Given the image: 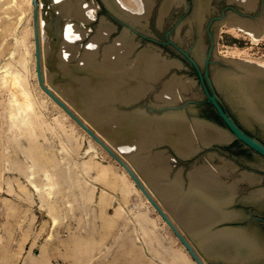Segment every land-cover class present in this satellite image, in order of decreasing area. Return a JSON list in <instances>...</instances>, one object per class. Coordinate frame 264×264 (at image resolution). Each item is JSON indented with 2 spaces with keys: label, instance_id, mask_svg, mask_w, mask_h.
<instances>
[{
  "label": "rangeland",
  "instance_id": "obj_1",
  "mask_svg": "<svg viewBox=\"0 0 264 264\" xmlns=\"http://www.w3.org/2000/svg\"><path fill=\"white\" fill-rule=\"evenodd\" d=\"M224 1L226 0H219V3H224ZM10 2V5H13L12 7H10L11 11L7 15L4 14V17L5 19H9L8 21L11 27H9L10 30L6 32V36L0 37V250H6V254L4 250L0 252V254L2 255L0 264H43L44 262H46L45 258L47 256L49 258L47 257L48 262L46 264H68V261H66V259L69 256V252H73L75 250L76 255L74 257H77V251L80 250V248H77L75 246L76 243H80L81 245H83V243H90L88 241H91V238H93L92 241L95 239L96 240L93 241V243L91 241L92 245L91 243L89 244L90 248H92L93 244L95 243L94 247H96V249L93 247L90 250L88 249V244H84L82 248L85 250H80V252L83 253L79 252V258L77 257L78 259L76 260V258L73 257L75 259V262L81 259L85 260L83 257L84 254L86 255V258L90 253L91 255L89 257L91 258V260L89 259V257L86 258V261L88 260L90 264H97L98 262L99 264H103L108 261H112L113 263H115L116 261H113V259H116L119 264L123 260V264H130L131 262H136L135 264H139L137 263L139 262V259L140 263L142 262V259L144 260V262H142L141 264L145 263V261V264H165L166 262L167 264H178L182 263L183 261L184 264L185 262L186 264H194L188 252L179 243V241L173 235V233L166 225L164 220L159 216V214L155 210H152L153 207L141 194L135 184H132L131 179L128 177L127 173H125L123 168L119 166V164H117L89 135H87L83 129H81L69 116H67V114H65L58 106H56V104H54V102L42 90H40L35 71L33 6L31 4V0H27L28 3H26L22 7L14 6V4H18V0H14L15 3L12 0ZM68 3H73L72 5H74L73 0H67V4ZM56 5L58 6L57 2ZM56 5L54 0H40V6H38L39 35L41 40V48L44 55L43 73L46 78L45 84L48 82L54 89H57L61 95L59 97L63 96L66 103L69 104L73 108V110L77 112L78 115H81V117H83L87 121H85V123L90 125L99 137L102 136L103 139L105 138L104 140L107 141V143H109L111 146L113 145L112 147L114 149L116 148L115 151L121 157H123L127 161L129 159V161L132 162V153L128 151L126 153V151L121 150L120 144L116 145L115 140L109 141V139H106L109 137L104 136L105 134L103 133L104 131L102 127L105 118L103 117V119L99 120V122L90 120L84 110L77 107V105H75L70 99L69 94L66 93L67 89H65L64 91L63 89L58 87V85H61L62 83L68 84L75 82L74 77H70V74L62 73L61 67H63V65L67 63L72 67V65H74L73 61L74 63H76L77 58H74L76 61L72 58L67 60L61 59L59 61L55 56V50H57L58 45H62L63 41H65L64 29L70 22H67V18H62L60 13L57 12ZM89 7H92L90 8L92 10L91 15H95L93 16V19H90L89 21H86V19H74L70 23L71 25L76 24V27L78 28L76 29L75 34L81 35L80 39L74 42V45L78 50V53L76 55L78 59L81 57L86 45L89 43L87 42V40L90 41L93 38L98 25L101 24V22L105 21L102 17L103 15L100 14L102 6H93L91 4V6ZM213 7L218 8L219 6ZM209 13H207V15H209ZM86 15V17H88V13H86ZM192 21L195 22L193 18ZM87 23L89 24L87 25ZM104 23H107L111 28L113 27L110 21H105ZM29 28L31 30H29ZM89 31L90 33H88ZM86 34L88 35L87 37ZM109 35L110 40L108 39V41H111L113 40L112 38L120 36V33L114 34L109 32ZM111 35L113 37H111ZM203 42L204 41L202 40L200 41V43H198V41H194V45H196L195 47L197 51L199 44H202L200 45L202 46L201 50H199L197 53L198 58L201 59L204 56V54H202V51L204 50V45H206V40L204 43ZM214 46L216 54L219 56L225 58L228 57L248 60L258 65L264 66V33L263 35H261V37H259L258 40L254 41L246 32L235 28H229L223 24L218 26L216 29ZM5 66L7 68H5ZM1 69L3 71L6 69L7 76L4 74L6 71L3 72L1 71ZM214 72L215 69L213 68V77L215 76ZM8 73L10 74L11 79ZM17 73H20L21 75H19L18 78L16 77V75H14ZM3 77H6L4 78L6 79L5 83L8 81L9 82L4 84ZM13 77L15 78V80L13 79ZM18 79L21 80V82ZM17 81L19 83H17ZM22 82H24L26 87L22 86L24 85L22 84ZM190 87L192 88V86ZM23 89L25 91H23ZM224 92L225 91L223 90L222 93H220L223 95V99L227 103L228 107L230 108L231 112L234 114L238 122L245 126L247 130L257 133L262 141H264V127L247 118L245 120L240 110H238L237 106L235 107L234 103L228 98V96H226ZM42 93L45 94V96L42 95ZM190 93L191 92L189 91L188 94ZM193 94H198L199 96V92H197L196 89H193ZM146 97H142V99L140 100L147 105L148 102L145 101L149 100V95H146ZM15 102L16 105L17 102H21L20 104L23 110L20 107H17L20 104L16 106ZM23 102L26 103V106L27 104H29L28 110H26L27 107ZM152 106L158 108L157 105ZM15 107H17V110ZM198 108L196 107L195 111L193 112H195L196 114L201 113L207 116L210 115L208 111L202 109L200 110ZM18 110L21 114L20 117L18 116ZM123 110L129 109L125 106ZM26 111L27 113L29 111L30 115L27 114ZM12 113L15 115L14 119L13 115L11 117ZM105 122H107V120H105ZM214 123L218 125L217 122ZM14 127L17 128H15V131ZM31 146H33L34 149ZM30 147L33 150H35L36 147V151H38L35 152L30 149ZM233 150L234 151L231 152V155L236 159L238 163L249 164L257 169H264V159L258 156H250L242 152L238 147H234ZM155 151H160L157 149V146H155ZM39 152L41 153V155L39 154ZM31 153H34L33 155L37 156L34 157ZM212 158H214V160L211 159V161L213 160L211 164L218 163V160L220 162L222 161L228 164L232 163L229 159L223 158L221 156L217 157L214 155V157ZM204 159L208 160L206 159V156L204 157ZM89 161L95 162H93L94 164H92L91 162L89 164ZM175 161L176 160L173 161L170 159L171 166L173 165V168L171 170L172 172H175L178 169V167H175ZM229 165L233 166V169L235 171L234 174L236 173L237 175L241 176L240 174H238L239 172L237 171V169H235L237 168L236 163H232ZM106 167L110 168V170L113 168V170H111L110 172L112 174L109 173L110 170L108 171ZM136 167L134 168L137 170V172L141 171H138L139 168L137 167V169ZM104 170L106 173L104 172ZM186 171H183L182 174H185ZM116 173L117 175L116 177H114L115 175L113 176V174ZM107 175L109 176L107 177ZM121 175L124 177L122 182H120L122 179ZM124 175H126V177ZM125 178L127 179L124 185L123 182ZM109 179L112 182L109 183L107 181L108 186H105L106 184H103L105 183L104 181ZM114 182H116L118 187L122 186L121 188L124 187V189H120L119 187L118 191H115L118 187L116 188V186H113L116 185L113 184ZM117 182L119 184L122 183V185H119ZM126 183L128 185L130 184L129 188H127ZM127 189H129V194L127 192ZM134 190H136V192ZM122 191L124 193H122ZM125 195H128L126 199L122 197ZM103 198L106 201H104ZM159 201L161 203H159V205H161V208L165 210L163 202L161 200ZM115 210L117 212H115ZM142 212H145L143 214L146 217H141L145 218L146 221L148 219V223H143L142 221H145V219L142 220V218H138L139 216H135L136 214L139 215V213L140 215H143ZM115 213H118V216ZM109 217H111L110 219L112 221H110V223H108L107 221L110 219L102 220ZM172 217L177 223H183L181 220L182 217H180L179 215L172 214ZM115 218L117 221L113 220ZM151 222H153L155 226L152 225ZM101 224H105L106 226L108 225V230L106 229V231L104 228L106 226L103 225V227ZM109 224L113 226V229L111 228L112 226H109ZM144 224H147L148 226ZM100 226L104 228L105 232H112L109 234L107 233V236L106 233H104V236L103 233H101L104 231L102 228H100ZM110 228L111 230H109ZM145 228L148 230L147 232ZM150 228H152V230H155V228H157L156 231H158L154 232L158 233L156 235L160 237L158 238L157 236H155L153 231L150 232ZM144 232H146L147 234H145ZM124 233L128 234L129 237L132 238L131 240H133L134 242L132 241L131 243L130 239V241L127 240V236H125L126 240L124 236L120 237V235H126ZM90 234L92 236L91 238L89 236ZM73 235H75L74 239L71 238V236L73 237ZM85 235L87 236V238ZM109 235L110 237H108ZM118 235L120 238L118 237ZM98 236L101 238L98 239ZM116 236L118 237V242L116 244L121 243L124 244V246H127H123L125 248V251L121 246H119L120 244H118L117 246L114 244L116 241H113L115 240ZM151 236L153 238L152 240L150 239ZM75 237H77V240L79 241L82 240V242L75 241ZM84 237L87 240H85L86 242L83 240ZM102 237L105 238L102 239ZM106 237L108 238L107 240ZM154 237L159 240L161 239L160 242L157 239L156 241ZM70 238L76 243L74 244V242H72ZM97 239L100 241L102 239L104 241L101 244L100 242H97ZM66 240L70 242H67ZM119 240L126 241V243L130 242L128 244L130 247V244H133V250L131 249L132 247H129V249L126 243L119 242ZM62 242L66 244L69 243L70 246L71 244L74 245H72L70 248L69 245L63 246L65 244L62 245ZM96 243H99V245H101L98 246L97 244L96 246ZM178 243L181 245V247ZM80 244L77 245L79 246ZM155 244L157 245L158 249H156L157 247ZM196 244L197 246H199L197 242ZM86 245L87 247L85 248ZM145 245L146 247H150L152 245L154 246L152 248H149L151 250H147ZM169 246L172 247V249ZM115 247H121V249L123 250H119L120 252H118ZM67 248L71 250L68 249L64 251V249ZM126 248H128L129 252H126ZM137 248L143 250L141 251V253L143 252V256L141 255L142 258L139 255L141 254L140 250L138 251L139 254H137V251H135L136 253L134 254L133 251ZM180 248H183V253L181 252ZM87 249L88 254L85 253ZM92 250L94 253L92 252ZM152 250H157V252H154V254L152 252V255L150 254ZM164 250L166 253L164 252ZM168 250L169 252L167 253ZM171 250L174 251L172 252L173 254L170 252ZM114 251H117L116 253H114L116 255L113 254ZM159 251L161 252L159 253ZM59 252H63L62 254L65 255V257L67 256L66 259H63L64 256L58 254ZM72 252H70V254ZM131 252H133V254ZM162 252L166 257L160 256ZM2 253H4L5 255H3ZM120 253L123 255L127 253L126 255L128 256V259H124V256L121 257ZM155 253H157V255ZM72 254L74 255V252ZM72 254L71 256H73ZM80 254H83L82 258ZM136 254L137 256L139 255V257L135 261V258H137ZM59 255L61 256L59 257ZM113 255L115 257H113L111 260L110 258ZM130 255H132L134 261H130V259H132ZM133 255H135V258ZM172 255H175V260L173 259L174 257ZM207 255L209 257H212L209 254ZM5 256H8L10 259L8 257L5 258ZM71 256L68 257L69 264H82L74 263V259L70 258ZM3 257L5 258V260L7 259V261L10 260V262L2 261L4 260ZM164 257L166 260H168L166 261ZM41 258L45 260L43 261ZM117 258H121L123 260L120 259L121 262H119L120 260L118 261ZM144 258L147 260L150 259L152 262L150 260L148 262ZM40 259L41 262H39ZM186 259H188L189 262L186 261ZM160 260L162 261L160 262ZM86 261L79 262L88 264V261L87 263ZM109 262L106 264H109Z\"/></svg>",
  "mask_w": 264,
  "mask_h": 264
},
{
  "label": "bare ground",
  "instance_id": "obj_2",
  "mask_svg": "<svg viewBox=\"0 0 264 264\" xmlns=\"http://www.w3.org/2000/svg\"><path fill=\"white\" fill-rule=\"evenodd\" d=\"M10 1L11 0H0V37L6 36L5 35L6 32H8V30H10L9 27H11V25L8 21L9 19H5V17H4L5 15L10 13V11H11L10 7L13 6V5H10L11 4ZM12 1L14 2V0H12ZM68 1H70V0H68ZM103 1L108 5L109 9L113 10V13L117 14L119 17L126 20L131 25H134L137 28H140L141 30L146 29V27H147L146 21L149 20L147 18H148L149 12H151L150 9L152 7L154 8V6L150 5L152 0H103ZM175 1H177V0H164L165 4L163 2H161L163 5L161 4L159 6V22L162 20L163 16H165V15L167 16V14H169L170 10H172L174 7L177 8V6H173L174 3L176 4ZM211 1L216 2L214 0H211ZM211 1H209V0H198V6H195L196 8L194 10L193 20L198 24V26H199L198 28L201 29V32L203 31V24H204L205 20L207 19V16H209V15H207V13H209V11L211 10V7L209 6L210 5L209 2H211ZM234 1H237L239 4H241V6H243L246 9H252L255 6V3L253 0H234ZM54 2H55V5L57 2V4H58V6L56 5L57 6V12L60 13L62 18L65 17V18H67V22L70 21L68 24L66 23L67 26L64 29L65 30L64 31L65 32V36H64L65 39L64 40L65 41H63L62 45H60V46L58 45L57 50H55V56L57 57V59L59 61L61 59L67 60L70 58H72V59L77 58V61L74 59L76 61V63H74V61H73L74 65H72V67L69 66L68 63L64 64L63 67H61L62 73L70 74V77H72V78L74 77V80L76 83L75 82L68 83V84L62 83L61 85H58V87L63 89L64 91H65V89H67L66 93L69 94L70 99L73 101V103L75 105H77V107L84 110V112L87 114V117L90 120L95 121V122H99V120L103 119V117L105 118V120H107V122H105V120L103 121L104 124L102 127L103 131H104L103 133L105 134L104 136L109 137L106 139L107 140L109 139V141L115 140L116 145L117 144L121 145V150L126 151V153L128 151V152L133 154V157L131 158V160L133 159L131 162L132 166L133 167L137 166L139 168L138 169L136 167L138 169V171L141 170L137 173L143 179L146 186L149 187L151 192L159 200H161L163 202L164 209L170 215L176 214V215H179L180 217H182L181 220L183 223L181 224L178 222L177 224L183 229V231L188 232L187 234H189V236L198 243V245H199L198 248L200 247L203 251H205L206 255L209 254L210 256H212L210 258H220V259H223L226 261L234 262L235 264L236 263L245 264V263H248V262L255 260V259L258 260L261 250H259L258 246L254 242L255 240L254 241L251 240L247 236V234L242 232V229H239L241 231H238V230H235V229L233 230L230 228H219V227L213 228V226H215L216 223H219V222L224 221V220L230 221V219L237 216L236 213H233V212L227 210L228 205L231 202H233L235 195L242 188L239 186L247 185V187L248 186L252 187L257 182L256 179H253L254 177H251L249 174H247V173L245 174L242 171H241V173H242L241 176L237 175L236 173L234 174L235 171L233 169V166L229 165L232 163L228 164L226 162H222V161L220 162L218 160V163L211 164V162L214 160V158H212V157H214V154H212V153H210L206 156V159H208V160H201L199 163L191 164V166L188 168V170L185 172V174H182L183 171L180 168H178L177 171L172 172L171 170L173 168L172 167L173 165L171 166V163H170L171 158L168 155H166L165 153H163L162 151H158L159 153L155 151V146H158L159 144H166V145H169L170 147H172V149L179 156L188 157V156L193 155L194 152L198 149V147L200 148L201 146H205V145H208V144L213 143V142H222V141H226L228 139L225 132H223L221 130H217V129L213 128L212 126L205 124L204 122L197 121L196 119L189 120L185 116V114H184L185 112L183 113L181 111L174 109L173 106H175V104H177L178 102L182 101L181 98L190 99V98H194V97L196 98L198 96V94L197 95L193 94V89H192L193 87L191 88L190 87L191 85L188 84V82L183 81V80L180 81L179 78H177L173 75H170L169 77H165L166 74L168 73L169 69L172 66L171 62L174 63V61L168 62L169 60L168 61L163 60V59L160 60L161 58L160 59L158 58V55H157L158 53L155 54V51L153 52L154 48L152 49V46H151L152 50L149 48L147 50H143L140 52L139 51L134 52L135 51L134 49H136V48H135V43H134L133 39L134 40H136V39L135 38L132 39V37L130 36L131 34L128 35L127 33H123L119 37H116V38L114 37L115 39L112 38L113 40L108 41L109 36H110L109 32L111 31V27L107 23H104L105 21L101 22V24L98 23L99 25L97 24L98 27H97V30L95 31L96 33L94 34L93 38L90 41L87 40V42H89V43L86 45L84 51L82 50L83 53H82L81 57L78 59V57H76L78 50H77V47L74 45V42L76 40L80 39L81 35L75 34L76 29L78 27H76V24L71 25L70 23L74 19H83V20L86 19V21L93 19V16H95V15H93V16L91 15L92 10L90 8H92V7L75 6V4L72 5L73 3L67 4V0H54ZM74 2H75V0H74ZM180 2L182 3V1H180ZM26 3H28L27 0H18V4L17 5L14 4V6L22 7ZM81 4H84V2ZM152 4H154V2ZM76 5H78V4H76ZM38 6H40V0L38 1ZM45 6H48V5H45ZM79 7H81V8H79ZM212 8H213V6H212ZM86 13H88V17H86L87 16ZM44 17H45V15H44ZM8 18H9V16H8ZM162 21H161V23H162ZM89 23H87V25ZM165 23H167V22L165 21ZM81 24H82V22H81ZM189 24H190V22H188V25ZM259 24L260 23H257L256 25L249 26V28L245 29L246 33L254 41L258 40L259 37H261V35H263V33H264V30L263 31L260 30ZM156 25H157V23H156ZM234 26H236L238 28H242L239 24L234 25ZM235 29H237V28H235ZM29 30H31V29L29 28ZM43 32H44V30H43ZM177 32H179V31L177 30ZM88 33H90V31ZM176 35L179 37L178 34H176ZM87 36L88 35L86 34V37ZM111 37H113V36L111 35ZM200 45H202V44H199L198 51L201 50L202 46H200ZM160 55H162V54H160ZM260 66L264 67L263 65H260ZM5 68H7V67L5 66ZM1 71H3V70L1 69ZM5 71H6V69L3 72H5ZM9 72H10V70H9ZM4 74L7 76V71ZM34 74H35V72H34ZM14 75H16V77L18 78L20 73H17ZM9 77L11 79L10 74H9ZM4 78H6V77H3L4 84L8 83L9 79L7 80L8 82L5 83L6 79H4ZM13 79L15 80L14 77H13ZM19 79H21V78H19ZM215 79H216L215 81H216L217 85L225 91L224 93L226 94V96H228V98L231 99V101L234 103L235 107L237 106L238 110H240V112H241L242 116L245 118V120H246V118L247 119H249V118L254 119V120L262 123L264 126V108L262 107L264 102L262 101V99L260 97H258L259 94H258V91L255 90V88H254V90L253 89L248 90V88L246 87V80L244 83H242L241 78L235 74L220 73V74L216 75ZM22 80H23V78H22ZM45 80H46V78H45ZM19 81L21 82V80H19ZM189 82H191V80ZM17 83H19V82L17 81ZM22 84H24V82H22ZM22 86L26 87L25 84ZM23 91H25V90L23 89ZM189 91L191 92L190 94H188ZM250 94H252V96ZM42 95L45 96V94H43V93H42ZM146 95L147 96L149 95V97H148L149 100L146 101V102H148L147 105H149V106L157 105L158 109H162V111L160 113L152 112V114L150 113V115H149L148 113L141 112L140 109L123 110V108L125 106H127L131 103L139 102V100L142 99V97L143 98L146 97ZM26 102H28V101H26ZM20 103L17 102V105H19ZM13 104H14V102H13ZM24 104L26 106V103H24ZM54 104H53V106H54ZM15 105H16V102H15ZM28 105L29 104H27V106H26L27 107L26 110H28V108H29ZM12 106H14V105H12ZM17 107L21 108V104ZM17 107H15L16 110H17ZM12 111H14V110H12ZM20 111H19V115H18L19 117L21 115ZM13 113H15V112H13ZM13 113L11 114V117L13 115V119H14L15 115ZM26 113H27V111H26ZM30 113H32V112H30ZM27 114H29V111ZM63 116H64V114H63ZM16 117H17V115H16ZM21 117H23V116H21ZM25 122H27V121H25ZM15 128L16 127H14V131H15ZM31 147L34 149L33 146H31ZM31 147H30V149H32ZM33 151L37 152L38 150L36 151V147H35V150H33ZM126 153H125V155H126ZM39 154L41 155L40 152H39ZM36 156H34V157H36ZM123 156H124V154H123ZM211 159H213V160L211 161ZM90 162L91 161H89L88 163L90 164ZM93 162H95V161H93ZM93 162H91V163L94 164ZM92 164H91V166H92ZM106 168L108 171L110 170V168H108V167H106ZM235 169H237V168H235ZM111 170H113V168ZM111 170L109 171V173L111 172ZM104 172H105V170H104ZM109 173H107V174H109ZM110 174H112V173H110ZM116 175H117V173L113 174L114 177H116ZM108 176L109 175H107V177ZM124 176L126 177V175H124ZM121 177H122V179L120 178L121 179L120 182H122V180L124 179V177L122 175H121ZM127 178H125V180L123 182L124 185H125ZM97 180H99V179H97ZM107 181L109 183L112 182L109 179V180L104 181L105 183H103V182L102 183L106 184L105 186H108ZM128 182H129V180H128ZM113 184H116V182H114ZM132 184H133V182H132ZM119 185H122V183H120ZM129 185L127 184V188H129ZM113 186L114 187L116 186V188L118 187L117 184L113 185ZM119 187L117 188V190H115L116 188L114 190L118 191ZM121 187H120V189H124V187L123 188H121ZM110 188H111V186H110ZM128 190L129 189H127V192L129 194ZM125 191H126V189H125ZM134 191L136 192V190H134ZM250 191H251L250 195H252V196H250V198L252 200H253V198L258 199L260 197H264V189H262V188H261V190H258V191H253V192H252V190H250ZM127 192H126V194H127ZM122 193H124V192L122 191ZM125 196H122V197H124V199H126L128 195H125ZM103 200H104V198H103ZM248 200L249 199H247V201ZM104 201H106V200H104ZM234 202H233V204H234ZM152 210H154V209H152ZM175 210H177V211H175ZM115 212H117V211L115 210ZM143 213H145V212H142V214ZM116 215L118 216V213ZM135 216H139L138 218H142V220L145 219V218L141 217V216H145L144 214L140 215V213H139V215L136 214ZM106 217H108V216H106ZM110 218L111 217L105 218L102 220H107ZM113 220H116V218ZM139 220H141V219H139ZM107 221H108V223H110L111 219L107 220ZM147 221H148V219H147ZM147 221L145 219V221H142V222L148 223ZM149 222H150V220H149ZM103 223H104V221H103ZM151 223H152V225H154L153 222H151ZM151 223H150V225H151ZM105 224H103V225L106 226ZM144 225H147V224H144ZM102 226H100V228H102ZM109 226H112V225L109 224ZM106 227H104L105 230L106 229L108 230V225ZM104 228H102L103 231H104ZM111 228L113 229V226ZM111 228L109 230H111ZM102 229H100V230H102ZM150 229H151L150 232H152V231L154 232V231H156L157 228H155V230L154 229L152 230V228H150ZM236 229H238V228H236ZM145 230H146V232L148 231L146 228H145ZM111 232L112 231H109V233H111ZM146 232H144V233L147 234ZM156 232H154V234H155V236H157L159 238L160 236L156 235V234H158ZM101 233H103V235H104V233H106V236H107L108 232L104 231ZM124 234H126V233H124ZM150 234H148V235H150ZM92 235H93V233H92ZM74 236L75 235H73V237L71 236V238L74 239ZM78 236H81V235H78ZM89 236H90V238L92 237L91 234ZM99 236L97 237L98 239L101 238ZM122 236H124L125 240H126L125 236L128 237L127 240L132 239L129 237L128 234L120 235V237H122ZM152 236H151V238L150 237H148V238H150L152 240L153 239ZM108 237H110V235ZM118 237H119V235H118ZM118 237L117 236H116V238L114 237L115 240L113 242L116 241L114 244L116 246L118 244H120L119 246H121L125 251L124 247H127V246H124V244H121V243L116 244L118 242V239H117ZM251 237H253V236H251ZM71 238H70V240H71ZM75 238H76L75 241L78 242L79 240H77V237H75ZM84 238H83V240L85 241L87 236L85 239ZM104 238L105 237H102V239H104ZM92 239L93 238H91L90 240L92 241ZM102 239H101V241L98 240L97 242H100L102 244L104 241ZM107 239L108 238L106 237V240ZM154 239L156 240L157 238L154 237ZM68 240H69V238H68ZM68 240H66V241L70 242ZM80 240H81V238H80ZM95 240H93V241H95ZM121 240H122V238H121ZM121 240H119V242L126 243V241H121ZM157 240H159V239H157ZM160 240H159V242H160ZM71 241L74 242L73 240H71ZM91 241H88V242L91 243ZM93 241H92V243H93ZM132 241L133 240H131L130 242L132 243ZM147 241H146V243H147ZM79 242H82V240ZM130 242H128L126 244L128 245ZM75 243L76 242H74V244ZM90 243H83V245L88 244V246H89L88 249L91 250L94 247L95 243L93 244V247L91 246L92 248H90V245H89ZM92 243H91V245H92ZM63 244H65V245H63ZM74 244H71V246ZM77 244H80V243H76L75 246L77 248H80L81 251L85 250L82 248L83 245L80 244L81 245V247H80V245L78 246ZM97 244H98V246L101 245V244L99 245V243H96V246H97ZM157 244H160V243H157ZM168 244H171V243H168ZM62 245L63 246H66V245L70 246L69 243L66 244L63 242H62ZM130 245L132 248L129 245H128V248L130 247L133 250V246H132L133 244H130ZM146 245H145V247H146ZM164 245H166V244H164ZM71 246H70V248H71ZM153 246L154 245H152L150 247L152 248ZM86 247H87V245L85 246V248ZM121 247L120 248L115 247V249H117V251L120 252L119 250H123V249H121ZM150 247H146V249L151 250V249H149ZM156 247H157V245H156ZM180 247H181V245H180ZM62 248H64V247H62ZM94 248L96 249V247H94ZM112 248H113V246H112ZM128 248H126L127 249L126 252H129ZM138 248L134 249V251H133L134 254L136 253L135 251L138 252L140 250ZM170 248L172 249V247H170ZM68 249L69 248L64 249V251L68 250ZM88 249H87V251H85V253H87V254H88ZM154 249H155V247H154ZM156 249H158V247ZM177 249H179V248H177ZM182 249L180 248L181 252H182ZM3 250L6 254V250L5 249H3ZM69 250H71V249H69ZM80 250L77 251L78 252L77 253L78 258H79L78 254H79ZM90 250H89V252H90ZM93 250H92V252H93ZM180 250H176V251H180ZM2 251L0 250V252H2ZM58 251H60V250H58ZM117 251H114L113 254L116 253ZM141 251H143V250H140V253H141ZM70 252H72V251H70ZM70 252L68 254L69 256H71V254L74 252V255L72 254L73 256L70 257V258H73L76 255V253H75L76 251L74 250L71 254H70ZM133 252H131V253L133 254ZM152 252L154 254V252H157V250L156 251L152 250L150 254H152ZM160 252L161 251H159V253ZM164 252H165V250H164ZM168 252H169V250L167 251V253ZM170 252L172 253L174 251L171 250ZM62 253L59 252L58 254L63 255ZM80 253H83V252H80ZM159 253H158V255H159ZM2 254L5 255L4 253H2ZM65 254H67V253H65ZM137 254H139V252ZM137 254H136V256H137ZM142 254H143V252L139 255L141 256ZM155 254L157 255V253H155ZM161 254H163V255H161ZM161 254H160V256H165V254L163 252ZM7 255H8V252H7ZM61 255H59V257ZM80 255L82 258L83 254H80ZM88 255L90 256L91 254L89 253ZM114 255H116V254H114ZM114 255L110 258L111 260L113 257H115ZM125 255L121 254L120 256L121 257L124 256V259H128V256L126 255L127 256L126 257ZM139 255L137 256V258H135V255H133L135 258V261L138 259ZM182 255H184V254H182ZM45 256H46V254H45ZM63 256H64L63 259H66L67 256L66 257H65V255H63ZM85 256L86 255L84 254L83 257L85 260L81 259V260H78L77 262H75L74 258H76V260L78 258L74 257L73 258L74 263L84 264L83 262H79V261H86V258H88L89 256H87L86 258H85ZM130 256L132 258V255H130ZM142 256H141V258H142ZM172 256L174 257L175 255H172ZM7 257L8 256H5V258H7ZM47 257L45 258L46 262H44L43 264H46L48 262ZM68 257H67L68 260L66 259V261H68V264H69V258ZM165 257H164V259H165ZM1 258H2V255L0 254V260H1ZM5 258L2 261L6 262L7 259L5 260ZM158 258H160V257H158ZM176 258H178V257H176ZM179 258H180V256H179ZM41 259L39 262H41ZM73 259H71V260H73ZM89 259L91 260L90 257H89ZM117 259L119 261L121 258H117ZM173 259L175 260V257ZM188 259H186V261H188ZM121 260H123V259H121ZM121 260L119 262H121ZM131 260L134 261L133 258L130 259V261ZM145 260H147V259H145ZM149 260H147V261L149 262ZM169 260H170V258H169ZM8 261L10 262V260H8ZM66 261H64V262H66ZM87 261H86V263H87ZM113 261L117 262L116 259L115 260L113 259ZM123 261L121 262L122 264H123ZM141 261L144 262L143 259ZM161 261L162 260H160V262ZM182 261H183V259H182ZM108 262H105L103 264H106ZM111 262H109V264ZM178 262H176V263H178ZM36 263H37V260H36ZM70 263H71V261H70ZM115 263L112 262L111 264H115ZM135 263L131 262L130 264H135ZM137 263L141 264L140 259H139V262H137ZM145 263H146V261H145ZM145 263H143V264H145ZM163 263H164V261H163ZM182 263H178V264H182ZM88 264H90L89 261H88ZM97 264H99V262ZM116 264H119V263L117 262ZM165 264H167V262ZM185 264H186V262H185Z\"/></svg>",
  "mask_w": 264,
  "mask_h": 264
},
{
  "label": "water",
  "instance_id": "obj_3",
  "mask_svg": "<svg viewBox=\"0 0 264 264\" xmlns=\"http://www.w3.org/2000/svg\"><path fill=\"white\" fill-rule=\"evenodd\" d=\"M255 6L252 9H246L237 1L234 0H226L224 1L223 6H219L218 8H212L209 16L205 20L203 24V30L208 32V29L212 26L215 32L218 26L225 25L229 28H237L239 30H243L244 32L246 28L249 26H254L257 23L259 24L260 30H264V0H254ZM31 4L33 6V34H34V53H35V71L36 78L40 89L65 113L69 116L81 129L85 131L87 135H89L119 166L123 168V170L127 173L131 181L135 184L141 194L145 197V199L149 202V204L153 207V209L159 214V216L164 220L166 225L169 227L173 235L179 241V243L183 246V248L188 252L189 256L193 260L195 264H234V262L226 261L220 258H210L206 255L205 251L198 248L196 242L187 234L186 231L177 224L172 215H170L167 211L161 208L159 205V199L151 192L149 187L146 186L143 179L137 173L135 168L132 166V163L125 160L121 157L113 147L107 143L102 137H99L95 130L91 128L90 125L85 123V119L78 115L73 108L66 103L65 99L61 96L57 89H54L48 82L45 84V76L43 73V50L41 48V40L39 35V8H38V0H31ZM116 16L119 19H122L117 14ZM124 21V19H122ZM126 24L123 27L121 34L128 33L129 30L132 29V26L126 20L124 21ZM239 24L242 28H238L234 25ZM233 26V27H232ZM146 32L140 34V40L137 43V46L142 45L141 39L147 38ZM132 35V34H131ZM119 37V36H118ZM215 40L211 38L209 42V46H204V59L200 64L204 68V77L206 84L210 90L208 91L206 84L202 78V73L198 68L197 63H195L186 53H183L185 58L192 64V66L196 69L197 74L200 79L201 88H199V96L197 98L191 99L193 101L199 99H207L208 102L213 106L216 111V114L219 116L224 126L217 125L215 123L209 122L204 119L194 118L197 121L204 122L212 126L217 130H221L226 133L228 139L222 142H213L205 146H201L200 148L194 152L193 155L188 157L179 156L169 145L160 144L157 146V149L168 155L173 161L177 159L178 162L175 165H179L178 168L185 170L184 163L190 160H193L189 164L199 163L201 160H205L204 157L210 153L216 154L219 152V147L228 146L233 140H238L241 142L246 148L252 150L258 156L264 159V144L258 141L257 139L247 135L236 123L235 121L224 111L223 107L220 105L219 98L217 97L215 90L218 92L223 91L222 88L216 83V75L220 73H228L235 74L241 78L242 83L246 80V87L248 90H257L258 97L262 99L264 102V67L253 63L248 60L236 59V58H228L222 57L216 54L215 51ZM151 48L149 43H145V45L139 50H147ZM181 51V50H180ZM213 60H210V58ZM209 65L215 69V76L212 78V81L208 77ZM213 70V69H212ZM252 96V94H250ZM257 97V98H258ZM63 98V99H62ZM253 98V97H252ZM256 98V99H257ZM230 99V98H229ZM188 101L185 105L180 106L178 103L175 104L174 109L181 111L184 113V108H188L191 112L194 111L193 107L190 104L193 101ZM231 100V99H230ZM264 108V104L262 106ZM129 110H137L140 109L141 112L151 113L156 112L160 113L162 109H158L156 107L148 106L143 102L139 101L136 103H131L126 106ZM250 119V118H249ZM253 122L263 126L262 123L250 119ZM87 122V121H86ZM264 127V126H263ZM189 168V167H188ZM258 183L261 182L262 177L258 178ZM257 184V183H256ZM254 184V185H256ZM253 185V186H254ZM250 187V186H249ZM228 220L221 221L216 223L213 228H216L219 225V228H230L226 225Z\"/></svg>",
  "mask_w": 264,
  "mask_h": 264
},
{
  "label": "flooded vegetation",
  "instance_id": "obj_4",
  "mask_svg": "<svg viewBox=\"0 0 264 264\" xmlns=\"http://www.w3.org/2000/svg\"><path fill=\"white\" fill-rule=\"evenodd\" d=\"M180 1H182V3ZM209 1H211V0H209ZM214 1H216V2H213V1L209 2L210 3L209 6H211V5L212 6H223L224 5V3H221V2L219 3L218 2L219 0L218 1L214 0ZM73 2H74V0H73ZM83 2H84V4H81ZM153 2H154V4H152ZM161 2H163L165 4L164 0H155V1L152 0L151 1L150 5L154 6V8L152 7L153 9L152 8L150 9L151 12H149V15L147 18L149 20L146 21V23H147L146 29L141 30L140 28H137L136 26L133 25L132 29L129 30V32L127 33L128 35L132 34V35H130L132 37V39L133 38L136 39V40L133 39V41L135 43V48H136V49H134L135 50L134 52H138L145 45V43H149L150 47L152 46V49L154 48L153 52L155 51V54L158 53L157 55H158L159 59L161 58L160 60H162V59L166 60V61L169 60L168 62L174 61V63L171 62L172 66L169 69V71L165 77H169L170 75H173V76L179 78L180 81L183 80V81L188 82V84H190L193 87V89H196V91L199 92V88H201V84H200V79H199V76L197 74V71L192 66V64H190V62L185 58L183 53H186L195 63H197L198 68L202 73V78L206 84L205 77H204V68L200 65L203 62L204 56L202 57V59L198 58V55H197L198 52H197V49L195 47L196 45H194V41H198V43H200L201 40L204 42L206 40V45L209 46V42H210L211 38H213L215 40L213 27L211 26L208 29V32H205L204 30L201 32V29L198 28L199 27L198 24L192 21L194 10L196 8L195 6H198V0H177V1H175L176 4L174 3L173 6H177V8L174 7L175 9L173 8L172 10H170V12H169V14H167V16L166 15L163 16V18H162L163 21L161 20L162 21V23H161V21L159 22V6L162 4ZM74 4L75 5L78 4L79 6H91V4L93 6H102L101 13L100 12L99 13L101 15H103L102 17L104 18V20L106 22L110 21V23L113 25V27L111 28L112 30L110 31L111 33H114V34L121 33L122 28L126 24L124 22L125 20L123 21L122 19H119L116 16V14L113 13V10L108 8V5L103 0H83V1L82 0H75ZM164 20L167 23H165ZM188 22H190L189 25H188ZM156 23H157V25H156ZM176 29L179 32H177ZM117 30L118 31L120 30V31L118 32ZM144 32L147 33L146 34L147 38L141 39V41H142L141 46H136L138 41L140 40V34L144 33ZM175 33L178 34L179 37ZM202 52H203L202 54L205 55V51L203 50ZM160 54H162V55H160ZM210 60H213V58L211 57ZM212 69L213 68L211 67V65H209L208 77L211 81L213 78V75H212L213 70ZM190 80H191V82H189ZM206 87H207L208 91L210 92L207 84H206ZM214 90H215L217 97L219 98L220 105L223 107L224 111L235 121V123L247 135L257 139L258 141H260L261 143L264 144V141H262V139L259 137V135H257V133H254L250 130H247L245 128V126H243L240 122H238V120L236 119V117L231 112L230 108L228 107L227 103L223 99V95L220 92H218L216 89H214ZM181 100L182 101L178 102V104L180 106H183L188 101H190L191 99L181 98ZM191 101H193V100H191ZM190 106L193 107L194 111H195L196 107L197 108L199 107L198 109L206 110L210 113V115L207 116V115H204L201 113L196 114L193 111L191 112V110L189 111L188 108L185 107L184 108V112H185L184 114L187 117V119L191 120L194 118H199V119L207 120V121L212 122V123L217 122L218 125L224 126L223 122L221 121L219 116L216 114L215 109L210 104V102L207 101V99H205V98L199 99V100L195 99V101H193L190 104ZM234 147L240 148V150L242 152H244L250 156H258L252 150L246 148L238 140H233L228 146L219 147L220 151L217 152L216 154H214V153L213 154L215 156H221L223 158H227L232 163H236L237 164V170L239 172L238 174L241 175L242 174L241 171L245 174L246 173L249 174L250 176L254 177L253 179H256L257 184L255 183L256 184V185H254L255 187L254 186H252V187L248 186L247 187V185H243V186L241 185L240 186V187H242L240 189L241 192L239 191L235 195V198L233 199V202L235 201L234 204H233V202H231L229 204L230 206L228 205V207H227L228 211H231V212L237 214V216H236L237 218L234 217V218L230 219V221L228 220L226 225H228L230 227V229H233V230L235 229V230L241 231L239 229H242V232L247 234V236L251 240H253V241L255 240L254 242L258 246L259 250H261L258 260L255 259V260H252V261L245 263V264H264V197H260L258 199L253 198V200L250 198V196H252V195H250L251 194L250 190H252V192H253V191L261 190V188L264 189V169H257V168L252 167L249 164L238 163L236 161V159L231 155V152L234 151L233 150ZM258 157H260V156H258ZM177 162L179 165L181 164V162H179L178 159H177L176 163ZM191 162H193V160H190V161L184 163V166H185L184 171H186L188 169L189 164ZM179 165L176 164L175 167H179ZM260 177H262V180L260 183H258V181H259L258 178H260ZM247 199H249L250 201L249 200L247 201ZM218 227H219V225L216 228H218ZM236 228H238V229H236ZM251 236H253V237H251ZM218 264H223V263H218ZM236 264H238V263H236Z\"/></svg>",
  "mask_w": 264,
  "mask_h": 264
}]
</instances>
